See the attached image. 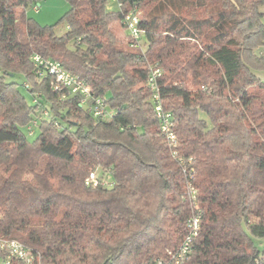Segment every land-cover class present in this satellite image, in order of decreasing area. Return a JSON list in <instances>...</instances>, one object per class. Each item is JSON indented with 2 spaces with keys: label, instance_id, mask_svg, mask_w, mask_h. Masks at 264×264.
<instances>
[{
  "label": "trees",
  "instance_id": "16d2710c",
  "mask_svg": "<svg viewBox=\"0 0 264 264\" xmlns=\"http://www.w3.org/2000/svg\"><path fill=\"white\" fill-rule=\"evenodd\" d=\"M67 1L58 35L27 14L39 0H0V239L23 243L34 264H156L186 233L194 168L202 226L187 264H264L252 238L264 237V0H119L118 12ZM132 10L135 48L123 25ZM34 55L91 86L109 120L54 90ZM92 173L113 181L87 186Z\"/></svg>",
  "mask_w": 264,
  "mask_h": 264
},
{
  "label": "built area",
  "instance_id": "2783aa9c",
  "mask_svg": "<svg viewBox=\"0 0 264 264\" xmlns=\"http://www.w3.org/2000/svg\"><path fill=\"white\" fill-rule=\"evenodd\" d=\"M118 2L119 8L121 3ZM36 11L37 8L35 7ZM140 17L135 10L128 12L123 19V25L129 34L132 48L140 45L142 31L139 28ZM35 65L38 67L40 75L48 72L55 76L54 90L67 89L69 92L80 96L79 106L85 107L95 118H110L111 113L107 109L105 100L93 96L92 88L77 76L71 74L57 62L49 59H43L38 55L32 57ZM162 71L159 68H151L147 79V86L152 91L151 101L154 107L155 117L158 120L159 128L163 136L173 148L174 154L177 153L178 135L175 128V122L170 111L165 110L161 97L158 79ZM29 135L34 134L33 127L28 128ZM191 162V160H189ZM195 170L191 168L186 182V191L184 198L190 207V216L186 223V233L175 252L170 253L166 260H159L156 264H187L192 252L193 243L198 237L202 226V209L199 204V192L194 184ZM87 186H106L103 179H99L98 173H92L86 180ZM0 250L3 251V263L10 264L13 259L21 261L23 264H34L35 258L29 248L17 240L0 239Z\"/></svg>",
  "mask_w": 264,
  "mask_h": 264
},
{
  "label": "rangeland",
  "instance_id": "374dc122",
  "mask_svg": "<svg viewBox=\"0 0 264 264\" xmlns=\"http://www.w3.org/2000/svg\"><path fill=\"white\" fill-rule=\"evenodd\" d=\"M109 2L111 1L109 0ZM35 7L37 8V11ZM69 8L70 5L67 0H39V2L35 6H29L26 9V12L30 17H33L42 26L54 25V31L58 35H63L67 32V23L62 18L69 10ZM115 28L118 33L122 32L119 25L116 24ZM21 90L24 92V94H26L28 100L30 101L29 95L27 94L26 90L23 87H21ZM106 97L109 98V95H106ZM107 120H109V118H107ZM103 180L107 183V185L110 186L111 182L113 181V177L110 173H106ZM252 238L254 243L261 250H264V237L261 238L252 236Z\"/></svg>",
  "mask_w": 264,
  "mask_h": 264
},
{
  "label": "crops",
  "instance_id": "0c3cea01",
  "mask_svg": "<svg viewBox=\"0 0 264 264\" xmlns=\"http://www.w3.org/2000/svg\"><path fill=\"white\" fill-rule=\"evenodd\" d=\"M111 2H109L107 4V11L108 12H118L120 10L119 6H118V2L116 0H110Z\"/></svg>",
  "mask_w": 264,
  "mask_h": 264
}]
</instances>
